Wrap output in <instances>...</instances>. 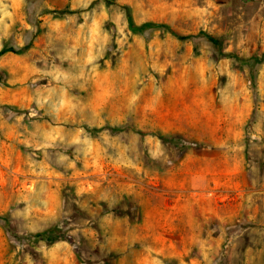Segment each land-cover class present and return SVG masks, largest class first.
Here are the masks:
<instances>
[{
	"label": "rangeland",
	"instance_id": "obj_1",
	"mask_svg": "<svg viewBox=\"0 0 264 264\" xmlns=\"http://www.w3.org/2000/svg\"><path fill=\"white\" fill-rule=\"evenodd\" d=\"M1 50L0 264H264V0H0Z\"/></svg>",
	"mask_w": 264,
	"mask_h": 264
},
{
	"label": "trees",
	"instance_id": "obj_2",
	"mask_svg": "<svg viewBox=\"0 0 264 264\" xmlns=\"http://www.w3.org/2000/svg\"><path fill=\"white\" fill-rule=\"evenodd\" d=\"M126 15H127V19H128V22H129L130 26L132 25L137 30H141V29L149 28V27H162L168 33H170L171 35H173L174 37H176L178 39H186V38L190 37V35H182V34H179V33L175 32L168 25L163 24V23L145 22V23H142L140 25L135 26L133 24V22H132L131 14H130V11H129L128 8H126ZM198 34L204 36L207 40H209L213 44V46L219 51V53H221L223 55H226V56H232L235 59L240 60V61H247V59H244V58L239 57L236 53H233V52H223L221 50V41H220V39L217 36H214L212 34H209V33L205 32V31H200ZM2 52H3V50L0 51V54ZM253 58H255V56ZM159 137H160V139L162 141H167V140H170V139L172 140L173 139V138H169L168 136H165V135H160ZM53 234H54V231L44 230L43 233H39V234H35V235L37 237H44L47 240H52L53 239V237H52ZM114 257H115V253H113V252H107L106 254H104L103 256H101V261L103 262V264H111V261H112V259ZM86 263H88V260H86Z\"/></svg>",
	"mask_w": 264,
	"mask_h": 264
}]
</instances>
